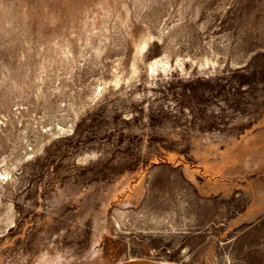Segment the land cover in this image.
<instances>
[{
    "label": "rangeland",
    "instance_id": "obj_1",
    "mask_svg": "<svg viewBox=\"0 0 264 264\" xmlns=\"http://www.w3.org/2000/svg\"><path fill=\"white\" fill-rule=\"evenodd\" d=\"M264 264V0H0V264Z\"/></svg>",
    "mask_w": 264,
    "mask_h": 264
},
{
    "label": "crops",
    "instance_id": "obj_2",
    "mask_svg": "<svg viewBox=\"0 0 264 264\" xmlns=\"http://www.w3.org/2000/svg\"><path fill=\"white\" fill-rule=\"evenodd\" d=\"M116 264H168V263L148 257H130L122 261H119Z\"/></svg>",
    "mask_w": 264,
    "mask_h": 264
}]
</instances>
